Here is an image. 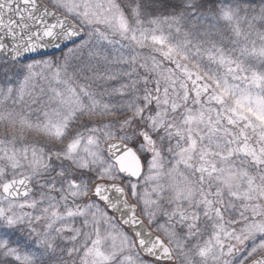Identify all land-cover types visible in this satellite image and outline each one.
I'll return each mask as SVG.
<instances>
[{
  "label": "snow or ice",
  "instance_id": "snow-or-ice-1",
  "mask_svg": "<svg viewBox=\"0 0 264 264\" xmlns=\"http://www.w3.org/2000/svg\"><path fill=\"white\" fill-rule=\"evenodd\" d=\"M0 264H264V0H0Z\"/></svg>",
  "mask_w": 264,
  "mask_h": 264
}]
</instances>
